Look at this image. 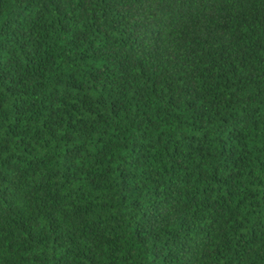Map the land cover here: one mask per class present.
Returning <instances> with one entry per match:
<instances>
[{
    "label": "trees",
    "instance_id": "obj_1",
    "mask_svg": "<svg viewBox=\"0 0 264 264\" xmlns=\"http://www.w3.org/2000/svg\"><path fill=\"white\" fill-rule=\"evenodd\" d=\"M0 264H264V0H0Z\"/></svg>",
    "mask_w": 264,
    "mask_h": 264
}]
</instances>
